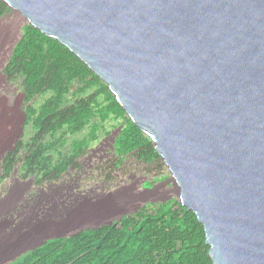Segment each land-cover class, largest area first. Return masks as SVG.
<instances>
[{
	"label": "water",
	"instance_id": "95a60500",
	"mask_svg": "<svg viewBox=\"0 0 264 264\" xmlns=\"http://www.w3.org/2000/svg\"><path fill=\"white\" fill-rule=\"evenodd\" d=\"M2 1L77 55L152 140L212 264H264V0ZM38 233L3 264L69 235Z\"/></svg>",
	"mask_w": 264,
	"mask_h": 264
},
{
	"label": "trees",
	"instance_id": "16d2710c",
	"mask_svg": "<svg viewBox=\"0 0 264 264\" xmlns=\"http://www.w3.org/2000/svg\"><path fill=\"white\" fill-rule=\"evenodd\" d=\"M10 11L0 0V17ZM21 26L15 12L0 24ZM23 94L25 126L13 150L2 159L0 182L20 163L24 177L38 183L58 180L107 126L121 129L114 152L150 163L160 158L152 140L138 128L107 84L57 39L25 23L3 68ZM0 105V134L16 133L19 123ZM8 135V137L10 136ZM81 134V135H80ZM203 225L177 199L149 203L117 223L47 240L6 264H212Z\"/></svg>",
	"mask_w": 264,
	"mask_h": 264
},
{
	"label": "rangeland",
	"instance_id": "374dc122",
	"mask_svg": "<svg viewBox=\"0 0 264 264\" xmlns=\"http://www.w3.org/2000/svg\"><path fill=\"white\" fill-rule=\"evenodd\" d=\"M24 24L8 26L6 21L0 24V105L5 101L10 107L7 114L19 123L16 133L0 134V178L2 151L13 144L16 135H20V140L31 133L23 121L20 87L8 82L3 74ZM107 131L101 132L58 180L38 183L33 176L24 177L17 163L12 174L0 182V264L39 240L42 234L37 232V226L58 222L66 210L75 207L78 197L72 194L74 191L79 190L88 199H111L123 212L177 198L178 191L161 177L156 159L150 163L135 156L120 159L113 148L117 128L107 126Z\"/></svg>",
	"mask_w": 264,
	"mask_h": 264
},
{
	"label": "flooded vegetation",
	"instance_id": "af4514ba",
	"mask_svg": "<svg viewBox=\"0 0 264 264\" xmlns=\"http://www.w3.org/2000/svg\"><path fill=\"white\" fill-rule=\"evenodd\" d=\"M72 194L78 197L77 205L66 210L60 221L37 226V232L42 231L44 228H53L55 231L69 234L67 237H70L85 230L93 231L103 226L115 224L121 219L123 209L119 208L111 199H104V197L88 199L83 197L79 190L74 191ZM116 219L119 220L116 221Z\"/></svg>",
	"mask_w": 264,
	"mask_h": 264
},
{
	"label": "bare ground",
	"instance_id": "6f19581e",
	"mask_svg": "<svg viewBox=\"0 0 264 264\" xmlns=\"http://www.w3.org/2000/svg\"><path fill=\"white\" fill-rule=\"evenodd\" d=\"M13 12H15L14 10H13ZM16 13V12H15ZM17 14V13H16ZM18 15V14H17ZM19 16V15H18Z\"/></svg>",
	"mask_w": 264,
	"mask_h": 264
}]
</instances>
